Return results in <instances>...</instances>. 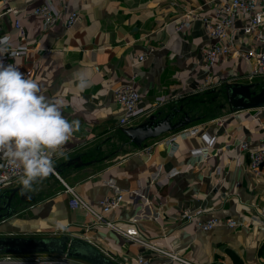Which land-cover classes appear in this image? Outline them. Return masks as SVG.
<instances>
[{"label": "crops", "instance_id": "crops-1", "mask_svg": "<svg viewBox=\"0 0 264 264\" xmlns=\"http://www.w3.org/2000/svg\"><path fill=\"white\" fill-rule=\"evenodd\" d=\"M47 1L62 15L67 8L78 11L80 20L70 30L62 22L45 30L35 11ZM214 4V0H10L29 37L30 51L20 60V69L33 71L41 94L60 99L64 117L79 122L63 145L65 154L54 159L55 166L82 154L84 162L93 163L24 188L14 204L16 214L0 223V236L66 235L108 252L118 264L160 260L151 249L117 231L94 226L92 214L70 205L68 186L99 213L102 200L123 194L119 207L105 215L108 221L194 264H264V225L252 222L264 205V178L249 172L248 154L237 149L238 140L259 143V123L248 118L258 111L230 113L220 107L221 97L212 101L217 96L212 89H220L217 84L227 75L221 66L208 70L203 63V51L214 41L200 18L211 15ZM188 12L190 26L176 32L172 22ZM13 21V14L4 17L2 33L13 35ZM236 42L242 48L248 39L239 33ZM141 55L147 58L138 64ZM243 65L241 61V72ZM81 77L87 84L83 89ZM125 84H133L142 94L141 107L146 110L159 96L170 101L157 111L190 103L195 114L204 117L191 125L200 132L174 144L167 141L176 133L166 134L137 148L119 126L122 112L114 92ZM213 106V115L198 113ZM259 112L264 118V108ZM207 147L206 161L193 155ZM175 170L178 174L165 180ZM20 187L24 186L19 181L10 190ZM186 209H203L204 219L233 218L240 225L230 229L222 224L209 232L194 224L179 225L177 218Z\"/></svg>", "mask_w": 264, "mask_h": 264}, {"label": "built area", "instance_id": "built-area-1", "mask_svg": "<svg viewBox=\"0 0 264 264\" xmlns=\"http://www.w3.org/2000/svg\"><path fill=\"white\" fill-rule=\"evenodd\" d=\"M214 9L212 14L204 18H200L202 24L214 41L207 49L203 51L204 67L208 70L221 66L227 75H222L218 86L226 83H255L259 78L264 79V0H214ZM13 14V35L17 40V45L13 44V35L2 33V22L6 15ZM35 14L42 18L45 30L50 29L59 22H62L67 30L73 28L80 20V13L67 8L65 15L57 11L53 4L47 1L38 7ZM192 12H188L187 16L180 18L178 22H172L175 31L180 32L190 26L189 16ZM196 17V16H195ZM240 24V25H239ZM242 33L248 43L242 48L236 43V36ZM9 37L8 51L0 54V62L16 65L26 77L32 78L33 71H22L20 69V60L28 54V33L18 16V11L10 6V0H0V38ZM15 51L17 55H12ZM153 51V49L151 50ZM146 55L138 58V64H142L146 60ZM243 62V71L238 69L240 62ZM229 68H231L229 70ZM210 79V78H209ZM264 83V81L260 82ZM209 84H214L213 80ZM208 86V85H207ZM116 102L122 112L119 119V126L126 128L137 125L140 121L148 118L157 109L162 107L168 100L165 96L156 98V104L150 109L141 107L143 101L142 94L133 86V84H125L118 87L115 92ZM260 109L255 114L248 116L249 119L259 123L262 137L258 144H253L249 140L237 141V149L239 153L248 154L249 172L257 179L264 178V118H260ZM222 125V121L220 122ZM200 129L196 126H189L182 131L177 132L168 138L169 144H174L178 138H189L198 134ZM65 154L63 146L60 152L53 154V171L55 173L54 159L59 154ZM210 153L209 147L202 150L193 151L194 156H202V162L206 161ZM61 154V155H62ZM178 172L172 171L165 176V180L172 178ZM22 169L8 163L7 159L0 154V193L10 189L15 183L20 181ZM67 192L71 195L70 205L75 209H83L92 214L95 218L94 226H106L117 231L119 234L128 238L130 241L141 244L156 253L159 261L147 259H138V264H194L185 260L183 257L169 252L167 250L155 247L141 239L134 231L123 230L115 223L105 218L113 210H116L124 199L123 194H117L113 197L106 198L100 202L102 213L94 210L88 205L75 191L74 188L67 186ZM257 218L252 219L259 225H264V205L259 209ZM205 210L203 209H186L183 210L178 218L179 225L194 224L199 231L209 232L217 226L225 224L230 229L239 227L237 220L227 218L225 220L211 217L204 219ZM101 250V249H100ZM105 255L115 261L114 257L108 252ZM0 264H88L81 260L71 259L66 256L55 254H31V255H0ZM211 264H226L218 261Z\"/></svg>", "mask_w": 264, "mask_h": 264}, {"label": "clouds", "instance_id": "clouds-1", "mask_svg": "<svg viewBox=\"0 0 264 264\" xmlns=\"http://www.w3.org/2000/svg\"><path fill=\"white\" fill-rule=\"evenodd\" d=\"M8 45L9 37L0 38V54L9 50ZM86 86L81 77L80 89ZM62 107L60 99L41 94L40 84L16 65L0 62V154L22 169L25 189L53 171V154L79 127L78 121L70 123L64 117Z\"/></svg>", "mask_w": 264, "mask_h": 264}, {"label": "water", "instance_id": "water-1", "mask_svg": "<svg viewBox=\"0 0 264 264\" xmlns=\"http://www.w3.org/2000/svg\"><path fill=\"white\" fill-rule=\"evenodd\" d=\"M212 93H217L212 101L223 98L224 102L220 107L228 109L230 113L264 108V83H226L218 90L212 89ZM189 105L190 103L180 104L178 102L168 111L163 110L162 107L161 110H156L151 114L146 121L122 128V132L131 144L137 148H143L150 140L177 133L204 119V117L196 116L195 108H190ZM92 163V161L84 162L82 154L67 160L60 167L56 166L55 173L51 172L46 178L60 176L65 169H80ZM40 180L42 179L36 182ZM23 189L24 187L14 188L0 193V223L16 214L14 204L18 203V194ZM8 254H55L88 264H118L90 242L66 235L58 237L0 236V255Z\"/></svg>", "mask_w": 264, "mask_h": 264}, {"label": "rangeland", "instance_id": "rangeland-1", "mask_svg": "<svg viewBox=\"0 0 264 264\" xmlns=\"http://www.w3.org/2000/svg\"><path fill=\"white\" fill-rule=\"evenodd\" d=\"M258 82H262V81H264V79L263 78H259L258 80H257ZM221 102H223L224 101V99L222 98L221 100H220ZM219 102V101H218ZM219 104V103H218ZM217 104V105H218ZM217 105H215V106H217ZM214 110H216L215 109V107L213 106V107H207L206 109H199V112L198 113H204V114H206V113H208V115H213V114H211V113H214L213 111ZM197 113V114H198ZM196 116H199V115H196Z\"/></svg>", "mask_w": 264, "mask_h": 264}]
</instances>
